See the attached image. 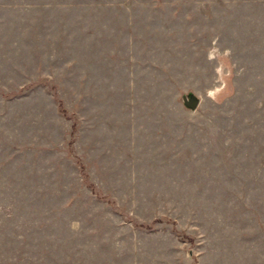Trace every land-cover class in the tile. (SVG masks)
<instances>
[{"label":"rangeland","instance_id":"1","mask_svg":"<svg viewBox=\"0 0 264 264\" xmlns=\"http://www.w3.org/2000/svg\"><path fill=\"white\" fill-rule=\"evenodd\" d=\"M0 264H264V0H0Z\"/></svg>","mask_w":264,"mask_h":264},{"label":"water","instance_id":"2","mask_svg":"<svg viewBox=\"0 0 264 264\" xmlns=\"http://www.w3.org/2000/svg\"><path fill=\"white\" fill-rule=\"evenodd\" d=\"M182 102L186 108L194 110L199 103V98L193 92H188L182 95Z\"/></svg>","mask_w":264,"mask_h":264}]
</instances>
